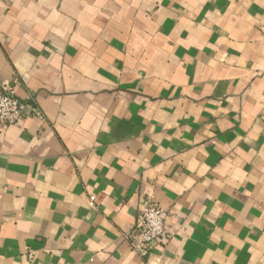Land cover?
I'll use <instances>...</instances> for the list:
<instances>
[{"label": "crops", "instance_id": "0c3cea01", "mask_svg": "<svg viewBox=\"0 0 264 264\" xmlns=\"http://www.w3.org/2000/svg\"><path fill=\"white\" fill-rule=\"evenodd\" d=\"M4 87L0 264H264V0H0Z\"/></svg>", "mask_w": 264, "mask_h": 264}, {"label": "built area", "instance_id": "2783aa9c", "mask_svg": "<svg viewBox=\"0 0 264 264\" xmlns=\"http://www.w3.org/2000/svg\"><path fill=\"white\" fill-rule=\"evenodd\" d=\"M44 119L45 114L39 106L26 103L16 97L11 87L0 91V125H18L24 118ZM94 196H89V204L93 205ZM167 211L149 199L137 212L135 228L124 234L130 248L138 255L146 254L150 248L165 235Z\"/></svg>", "mask_w": 264, "mask_h": 264}]
</instances>
